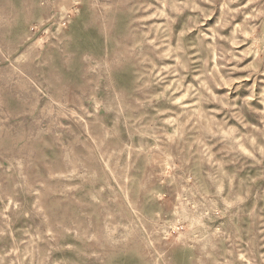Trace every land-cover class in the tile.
Returning a JSON list of instances; mask_svg holds the SVG:
<instances>
[{
	"label": "rangeland",
	"instance_id": "1",
	"mask_svg": "<svg viewBox=\"0 0 264 264\" xmlns=\"http://www.w3.org/2000/svg\"><path fill=\"white\" fill-rule=\"evenodd\" d=\"M0 264H264V0H0Z\"/></svg>",
	"mask_w": 264,
	"mask_h": 264
}]
</instances>
